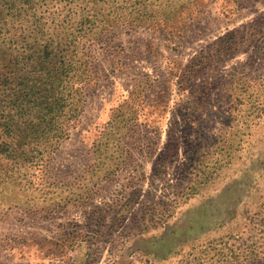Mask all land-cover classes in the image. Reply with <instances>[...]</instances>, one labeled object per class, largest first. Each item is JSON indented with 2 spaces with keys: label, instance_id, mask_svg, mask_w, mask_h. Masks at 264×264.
<instances>
[{
  "label": "rangeland",
  "instance_id": "374dc122",
  "mask_svg": "<svg viewBox=\"0 0 264 264\" xmlns=\"http://www.w3.org/2000/svg\"><path fill=\"white\" fill-rule=\"evenodd\" d=\"M35 8L0 33L4 139L32 112L11 91L75 110L0 155V264H264V0Z\"/></svg>",
  "mask_w": 264,
  "mask_h": 264
},
{
  "label": "trees",
  "instance_id": "16d2710c",
  "mask_svg": "<svg viewBox=\"0 0 264 264\" xmlns=\"http://www.w3.org/2000/svg\"><path fill=\"white\" fill-rule=\"evenodd\" d=\"M204 1L205 0H9V2H7V0H0V33L3 31L2 27L4 26L7 27V30L10 33L11 30L15 29V25L18 24L19 20L22 18L30 22V20H28L30 17H38V14L36 13H38L39 10L35 7L39 4L52 5L56 9H60L62 12L67 11L64 15L65 19H72L73 13L75 15V12L78 11L77 7L84 6L85 9H89L88 11L91 12L87 17V23L97 26L98 28L99 25H97V23H101L105 21V19L101 18L100 20L96 14H101L103 17L105 14L111 15L113 10H124L126 7H131L137 10V14L141 12L144 13L145 9H148L149 11V8H151V15L147 16V18H158L160 21L162 20L164 25H169L182 15H185L186 12L197 8ZM232 1L235 3L239 0ZM80 9L85 10L84 8ZM28 15L29 18L27 19ZM38 66L42 67V63L38 64ZM47 69V67L44 68V70ZM51 73L52 72L48 71V75H51ZM67 74V71H62L61 73L53 72L52 77L44 79L43 82L45 85H50V89H53L54 91L59 89L60 91H57V94L66 95L63 85H66ZM39 80L40 82L36 87L42 86L43 84L42 79L39 78ZM10 94L9 99H12L11 104L17 112H20V108H27V113H30V111L32 112L29 114L24 128H22L21 125L15 129L12 128V133L10 135L11 141L9 142L4 139V134L6 132L10 133V127L12 126H9V128L5 126L6 131H4V126L0 127V155H4L7 148H13V145L17 146V142L23 139L28 143L29 150L32 151L35 145L34 139L40 132H47L46 134L52 136L57 135L55 129L62 128V124L59 123L60 119L67 115L71 116V113L75 110L72 107L65 106L58 111L53 106L52 101H49V103L46 102V106L38 105V93L31 87L16 89L15 91H11ZM22 99H28L25 108L21 103ZM2 103L3 100H0V107ZM32 103L33 107L31 106ZM34 111L36 114H39L38 118H36V115H33ZM56 114H60V118L58 117V119H55V117L57 118V116H55Z\"/></svg>",
  "mask_w": 264,
  "mask_h": 264
}]
</instances>
